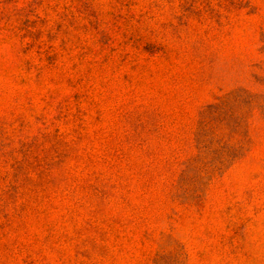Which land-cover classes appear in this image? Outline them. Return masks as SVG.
<instances>
[{
  "label": "rangeland",
  "instance_id": "374dc122",
  "mask_svg": "<svg viewBox=\"0 0 264 264\" xmlns=\"http://www.w3.org/2000/svg\"><path fill=\"white\" fill-rule=\"evenodd\" d=\"M0 264H264V0H0Z\"/></svg>",
  "mask_w": 264,
  "mask_h": 264
}]
</instances>
